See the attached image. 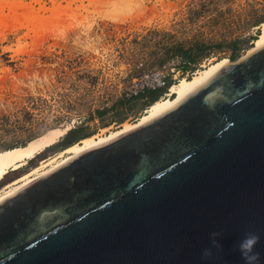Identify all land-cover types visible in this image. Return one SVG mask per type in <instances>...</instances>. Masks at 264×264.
Masks as SVG:
<instances>
[{"label":"water","instance_id":"obj_1","mask_svg":"<svg viewBox=\"0 0 264 264\" xmlns=\"http://www.w3.org/2000/svg\"><path fill=\"white\" fill-rule=\"evenodd\" d=\"M245 233L264 264V46L0 202V264H245Z\"/></svg>","mask_w":264,"mask_h":264},{"label":"rangeland","instance_id":"obj_2","mask_svg":"<svg viewBox=\"0 0 264 264\" xmlns=\"http://www.w3.org/2000/svg\"><path fill=\"white\" fill-rule=\"evenodd\" d=\"M206 2L0 0V117L10 118L8 131L0 128V147L67 123H83L84 131L93 134L119 126H103L95 109L111 105L133 78L153 69H162L175 82L193 74L177 70V60L152 66L161 41L257 37L258 26L245 28V22L264 15V0H221L216 6ZM151 30L159 32L149 35ZM252 44L251 39L243 43L234 60L226 51L211 54L203 64L213 57L231 63ZM144 111L131 112L125 122L136 121ZM61 149L47 148L0 186Z\"/></svg>","mask_w":264,"mask_h":264},{"label":"bare ground","instance_id":"obj_3","mask_svg":"<svg viewBox=\"0 0 264 264\" xmlns=\"http://www.w3.org/2000/svg\"><path fill=\"white\" fill-rule=\"evenodd\" d=\"M258 28L260 31L246 54L264 46V21ZM229 62V59L226 57L219 59H215L214 57L211 58L208 63L203 64L202 67L197 69L190 77L183 76L179 78L178 81L174 82L167 90V94L150 104L136 121H126L115 128H103L100 132L83 137L72 145L61 149L54 155L41 158L38 165L26 169L13 180L0 186V202L37 179L56 170L89 147L108 141L166 111L189 90L206 80ZM70 127L71 124L67 123L62 126L48 128L23 145L1 151L0 183L10 174L24 170L31 160L33 161V159L42 154L47 148L56 144L66 134Z\"/></svg>","mask_w":264,"mask_h":264},{"label":"trees","instance_id":"obj_4","mask_svg":"<svg viewBox=\"0 0 264 264\" xmlns=\"http://www.w3.org/2000/svg\"><path fill=\"white\" fill-rule=\"evenodd\" d=\"M219 1L221 0H207L206 3H211L213 6H216L217 2ZM192 14H198V11H194ZM263 21L264 15L255 17L253 19H248L245 22V28L259 26ZM158 32L159 31L157 30H151L148 32V34H156ZM162 34L164 37H173V34L169 32H162ZM249 39L254 41L256 36L248 35L247 39L245 36L236 37L230 41L221 39V41L216 43H212L210 38H195L188 42L177 40L161 41L157 46L160 53L154 57V60L151 62V64L152 66L161 68L166 63L177 60L178 63L174 66L177 70L181 71L182 73L187 71L194 73L200 68L199 66L203 64V61L211 56V54L230 51L228 57L231 60H234L241 50L242 44ZM165 79L166 85L163 87H156L154 89L146 88L131 97L126 96L125 93L121 94L111 103V105H102V107L95 109L97 117L101 120V122H105L103 126H107L113 122L122 124V122H125L131 112H140L143 109H146L150 104L161 98V96L167 92V88L173 84V79L171 78L170 74H168ZM0 119L5 121L4 123L0 124L1 130L8 131V125L6 124V121H9L10 118L8 116H2ZM91 134L93 133L84 131L83 123H79L70 127L62 139L51 147L64 148L67 145L80 140V138L89 136ZM38 135L29 137L27 140H21L15 143L3 145L0 147V152L19 145H23Z\"/></svg>","mask_w":264,"mask_h":264},{"label":"built area","instance_id":"obj_5","mask_svg":"<svg viewBox=\"0 0 264 264\" xmlns=\"http://www.w3.org/2000/svg\"><path fill=\"white\" fill-rule=\"evenodd\" d=\"M166 74L162 69H153L149 70L146 73L142 74L140 77H135L132 79L129 88L125 92V95L131 97L138 94L146 88L154 89L156 87H163L166 85ZM175 80L173 79V83ZM169 87L167 88V90ZM164 93L163 95H166Z\"/></svg>","mask_w":264,"mask_h":264},{"label":"clouds","instance_id":"obj_6","mask_svg":"<svg viewBox=\"0 0 264 264\" xmlns=\"http://www.w3.org/2000/svg\"><path fill=\"white\" fill-rule=\"evenodd\" d=\"M215 235L216 234L213 233V236ZM258 239L259 237L255 233H245L244 237L239 241L238 248L245 264H255V262L259 259V253L253 252L254 245L257 243ZM214 245L219 247L215 241ZM204 255H210V250H205Z\"/></svg>","mask_w":264,"mask_h":264}]
</instances>
